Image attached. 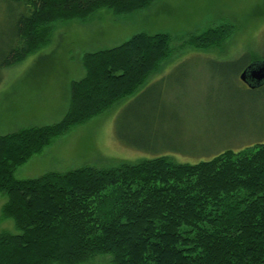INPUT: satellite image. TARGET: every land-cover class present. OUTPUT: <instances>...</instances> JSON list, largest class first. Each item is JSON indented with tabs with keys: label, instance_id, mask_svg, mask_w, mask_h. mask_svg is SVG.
I'll list each match as a JSON object with an SVG mask.
<instances>
[{
	"label": "trees",
	"instance_id": "obj_1",
	"mask_svg": "<svg viewBox=\"0 0 264 264\" xmlns=\"http://www.w3.org/2000/svg\"><path fill=\"white\" fill-rule=\"evenodd\" d=\"M7 1L23 11L0 49V75L47 46L56 23L85 21L104 9L132 15L154 2ZM233 29L209 28L186 44L220 49ZM172 54L171 36L145 33L87 53L85 77L71 83L69 108L58 124L0 135V194L8 199L2 219L19 232L0 234V264H88L108 256L112 264H264V141L198 164L164 156L15 177L73 128L137 94ZM251 59L250 65L264 62L255 54Z\"/></svg>",
	"mask_w": 264,
	"mask_h": 264
},
{
	"label": "rangeland",
	"instance_id": "obj_2",
	"mask_svg": "<svg viewBox=\"0 0 264 264\" xmlns=\"http://www.w3.org/2000/svg\"><path fill=\"white\" fill-rule=\"evenodd\" d=\"M22 11L0 0V49ZM223 24L234 29L220 49L186 44ZM139 33L171 36V58L137 94L73 128L19 168L16 179L164 156L198 164L264 141V86L250 89L240 80L251 55L264 60V0H154L132 15L104 9L85 21L56 23L47 46L0 75V135L58 124L69 108L71 83L85 77L83 57ZM7 201L0 194V234H18L12 220L2 219Z\"/></svg>",
	"mask_w": 264,
	"mask_h": 264
},
{
	"label": "water",
	"instance_id": "obj_3",
	"mask_svg": "<svg viewBox=\"0 0 264 264\" xmlns=\"http://www.w3.org/2000/svg\"><path fill=\"white\" fill-rule=\"evenodd\" d=\"M240 80L250 89L264 85V62L254 63L241 74Z\"/></svg>",
	"mask_w": 264,
	"mask_h": 264
},
{
	"label": "flooded vegetation",
	"instance_id": "obj_4",
	"mask_svg": "<svg viewBox=\"0 0 264 264\" xmlns=\"http://www.w3.org/2000/svg\"><path fill=\"white\" fill-rule=\"evenodd\" d=\"M247 68H248V67H247ZM247 68H245L244 71H245ZM244 71H243V72H244ZM243 72H242V73H243ZM243 84H244V83H243ZM245 85H246V84H245ZM246 86H247V85H246ZM247 87H248V86H247Z\"/></svg>",
	"mask_w": 264,
	"mask_h": 264
}]
</instances>
